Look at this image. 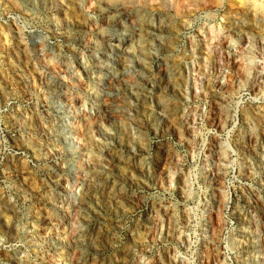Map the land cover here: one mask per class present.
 I'll return each mask as SVG.
<instances>
[{
    "label": "rangeland",
    "instance_id": "374dc122",
    "mask_svg": "<svg viewBox=\"0 0 264 264\" xmlns=\"http://www.w3.org/2000/svg\"><path fill=\"white\" fill-rule=\"evenodd\" d=\"M0 264H264V0H0Z\"/></svg>",
    "mask_w": 264,
    "mask_h": 264
}]
</instances>
